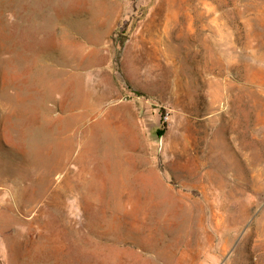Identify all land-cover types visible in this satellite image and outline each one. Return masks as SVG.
<instances>
[{"label":"rangeland","instance_id":"1","mask_svg":"<svg viewBox=\"0 0 264 264\" xmlns=\"http://www.w3.org/2000/svg\"><path fill=\"white\" fill-rule=\"evenodd\" d=\"M16 245L264 264V0H0V248Z\"/></svg>","mask_w":264,"mask_h":264},{"label":"crops","instance_id":"2","mask_svg":"<svg viewBox=\"0 0 264 264\" xmlns=\"http://www.w3.org/2000/svg\"><path fill=\"white\" fill-rule=\"evenodd\" d=\"M17 241H20V240H17ZM44 242L46 245L59 244V238L46 237ZM60 244H63L62 240ZM62 252H63V249H62ZM61 259L62 261L59 260L58 255H54V254L49 255V253L43 254L38 251L36 252L32 249V246L31 247L26 246L25 250H23L22 248H18L17 245L14 250H12V248L8 250L7 249L2 250L0 248V260H2L5 264H34V263L41 262L42 260L43 261L55 260L56 264H59V261L61 264H64L63 255L61 256Z\"/></svg>","mask_w":264,"mask_h":264},{"label":"bare ground","instance_id":"3","mask_svg":"<svg viewBox=\"0 0 264 264\" xmlns=\"http://www.w3.org/2000/svg\"><path fill=\"white\" fill-rule=\"evenodd\" d=\"M73 48H74V46H73ZM81 52V51H80ZM39 75H41V74H39ZM54 74L53 73H49V74H47V76H45V80H47L48 81V92L50 93L51 91H53V90H55V89H61V90H65V92H63V95H64V93H65V96H66V98L67 99H70L73 103H77V101L78 100H80V93H79V91H78V88H77V82L73 79V78H70V80L69 81H66L65 83L62 81V80H56V79H54ZM62 96V95H61ZM65 96H63V97H65ZM85 96V95H84ZM62 98V97H61ZM62 100V99H61ZM63 101V100H62ZM83 103V102H82ZM87 103V102H86ZM52 140H53V138H52ZM60 144H61V141H60ZM59 144V145H60ZM137 145V144H136ZM58 148H60V147H58ZM35 150V149H34ZM30 151V150H29ZM28 151V152H29ZM37 151V150H36ZM60 151V150H59ZM59 151H57V152H59ZM27 152V153H28ZM29 154H30V152H29ZM49 154V153H48ZM60 154V153H59ZM58 161V160H57ZM38 162H39V160H38ZM42 162V161H41ZM48 165V164H47ZM139 165V164H138ZM54 167V166H53ZM52 167V168H53ZM134 169V168H133ZM135 171H133V173H134ZM128 173V172H127ZM131 173V172H130ZM130 175V174H129ZM129 177H131V176H129ZM137 177V176H136ZM140 177V176H139ZM150 178L151 179H154V177H151V175H150ZM137 179V178H136ZM141 179V178H140ZM128 182H129V180H128ZM141 182H143V181H141ZM136 183V182H135ZM152 183V182H151ZM150 183V184H151ZM145 184V183H144ZM153 184V183H152ZM125 185H127L128 186V184H125ZM131 185V184H130ZM147 185H149V184H147ZM154 186L152 187V195H154V196H152V198L153 197H155L156 198V196H158V194H160V193H158L157 192V189H156V187L158 186V185H156L155 186V184H153ZM141 186H143V185H141ZM148 187H150V186H148ZM147 187V188H148ZM130 188H133L132 186H130ZM147 188H145V189H147ZM133 190V189H132ZM131 190V191H132ZM141 193V192H140ZM148 193V192H147ZM163 193V192H162ZM142 194V193H141ZM149 194V193H148ZM168 194V193H167ZM175 194V193H174ZM163 195H165V196H167L166 195V192H165V194H163ZM169 195V194H168ZM170 195H171V193H170ZM178 195V194H177ZM148 195H146V197H147ZM165 196H163V197H165ZM171 197V196H170ZM174 197V196H173ZM172 197V198H173ZM169 198V197H168ZM140 200H141V198H139ZM156 199H158V198H156ZM170 199V198H169ZM160 201H161V199H159ZM175 200V199H174ZM178 201V200H177ZM180 201V200H179ZM162 202V201H161ZM173 202V201H172ZM175 202V201H174ZM160 203V202H159ZM177 203V202H176ZM171 204V203H170ZM178 204V203H177ZM181 204V203H180ZM148 205H149V203H148ZM148 205L146 206V207H148ZM159 205V204H158ZM160 206V205H159ZM177 206H180L179 204L177 205ZM183 206V205H182ZM150 208V207H149ZM148 209V208H147ZM158 209V208H157ZM180 209V208H179ZM182 209V208H181ZM180 209V210H181ZM175 210V209H174ZM176 210H178V209H176ZM154 211V210H153ZM173 211V210H172ZM170 213H171V211H170ZM176 213H177V211H176ZM176 216V215H175Z\"/></svg>","mask_w":264,"mask_h":264}]
</instances>
